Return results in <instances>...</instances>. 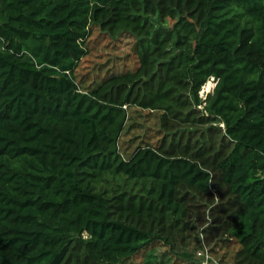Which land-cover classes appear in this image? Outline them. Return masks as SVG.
<instances>
[{"label":"trees","instance_id":"obj_1","mask_svg":"<svg viewBox=\"0 0 264 264\" xmlns=\"http://www.w3.org/2000/svg\"><path fill=\"white\" fill-rule=\"evenodd\" d=\"M144 15L175 23L82 88L92 27L142 42ZM132 106L161 129L129 153ZM196 120L224 135L200 141ZM101 172L150 184L107 195ZM207 216L239 244L230 264H264V0H0V264H125Z\"/></svg>","mask_w":264,"mask_h":264},{"label":"rangeland","instance_id":"obj_2","mask_svg":"<svg viewBox=\"0 0 264 264\" xmlns=\"http://www.w3.org/2000/svg\"><path fill=\"white\" fill-rule=\"evenodd\" d=\"M144 18L154 24V31L142 42L134 32L126 31L112 35L99 26L92 27L87 41L89 53L80 61L76 72L77 82L82 88L92 89L114 73L135 71L140 66L142 44L152 49L155 44L153 39L166 37L167 31L171 30L175 23V20L162 21L159 16L153 15H144ZM215 84V80L210 79L202 87L200 96L205 99L208 93L213 91ZM160 114L161 112L132 106L130 120L121 137L123 149L128 148L131 153L139 143L156 142L160 137ZM200 115H196V119H199ZM198 121L196 120V125L191 131L200 141L209 140L210 125L217 133L218 139L224 135L223 123L205 124ZM149 184L144 180L130 179L114 172H101L93 182L96 191L107 195L122 191L139 192ZM190 226L192 228L187 237L174 246L156 243L127 259L125 264H230L234 261L239 244L235 240H228L216 234L213 230L214 223L209 216L203 223L191 221Z\"/></svg>","mask_w":264,"mask_h":264}]
</instances>
